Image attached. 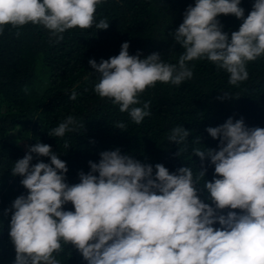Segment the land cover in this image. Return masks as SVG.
Wrapping results in <instances>:
<instances>
[{
    "label": "clouds",
    "instance_id": "1",
    "mask_svg": "<svg viewBox=\"0 0 264 264\" xmlns=\"http://www.w3.org/2000/svg\"><path fill=\"white\" fill-rule=\"evenodd\" d=\"M101 3L0 0V33L9 25L31 23L63 39L60 34L67 30L92 27ZM240 4L241 0H195L172 34L184 49L178 64L165 63L158 53L145 59L139 53L130 55L127 42L117 56L99 64L89 60L100 76L95 93L120 105V112H128L140 124L150 111L148 103L130 108L140 103L138 95L157 82L179 86L191 79L188 62L206 58L229 74L231 85L246 81L247 63L264 56V0H255L246 19ZM220 15L243 21L230 38L217 20ZM95 27L107 30L109 24L102 19ZM70 99H76L75 91ZM77 123L68 116L51 136L63 137L75 131ZM206 131L220 140L219 150L193 151L202 168L206 158L214 166V179L204 180L203 188L215 207L201 201L197 192L206 169L194 177L190 167L170 174L157 164L153 176L151 165L117 149L102 152L99 163L89 161V173L81 171L80 183L69 186L66 163L51 147H30L12 169L28 192L12 204L9 236L16 252L14 264H59L54 253L63 250L62 243L73 245L87 264H264V128H248L243 119L229 118ZM189 135L178 126L168 140L179 145ZM32 154L50 158V164L30 167ZM68 203L74 211L63 210ZM225 209L226 215L219 214ZM217 223L220 227L214 228Z\"/></svg>",
    "mask_w": 264,
    "mask_h": 264
},
{
    "label": "trees",
    "instance_id": "2",
    "mask_svg": "<svg viewBox=\"0 0 264 264\" xmlns=\"http://www.w3.org/2000/svg\"><path fill=\"white\" fill-rule=\"evenodd\" d=\"M254 3L241 0L245 19ZM189 6L194 7L195 0H102L93 26L67 30L60 34L63 39L31 23L19 28L9 25L0 33V264L15 262L9 236L12 204L28 194L23 178L14 176L12 169L36 143L49 145L66 163L69 186L80 183L81 171L89 173V161L99 163L102 152L117 149L151 165L153 176L157 164L170 174L190 167L194 177L206 169L197 192L201 201L215 207L203 188L204 180L213 181L214 166L206 158L202 168L193 149L218 151L220 140L206 129L219 127L229 118L243 119L248 128H264V56L247 63L248 79L236 86L229 83L225 70L206 58L188 62L191 79L179 86L157 82L138 95L140 103L130 108L148 103L150 111L140 124L128 112H120V105L95 93L100 76L89 65V60L99 64L117 56L125 42L130 55L139 53L145 59L158 53L165 63L178 64L184 49L172 34ZM102 19L109 24L107 30L95 27ZM217 20L229 38L243 22L233 15H220ZM73 91L75 100L70 99ZM68 116L78 122L75 131L51 136ZM120 123L123 129L117 128ZM178 126L190 132L179 145L168 140ZM32 155L30 167L38 162L50 164V158ZM63 210L74 211V207L68 203ZM62 249L54 253L59 264H87L73 245L62 243Z\"/></svg>",
    "mask_w": 264,
    "mask_h": 264
},
{
    "label": "rangeland",
    "instance_id": "3",
    "mask_svg": "<svg viewBox=\"0 0 264 264\" xmlns=\"http://www.w3.org/2000/svg\"><path fill=\"white\" fill-rule=\"evenodd\" d=\"M13 139H14V137H13Z\"/></svg>",
    "mask_w": 264,
    "mask_h": 264
}]
</instances>
